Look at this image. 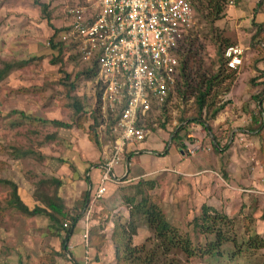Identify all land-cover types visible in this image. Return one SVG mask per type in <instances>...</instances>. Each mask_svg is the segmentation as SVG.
Here are the masks:
<instances>
[{
    "label": "crops",
    "instance_id": "obj_1",
    "mask_svg": "<svg viewBox=\"0 0 264 264\" xmlns=\"http://www.w3.org/2000/svg\"><path fill=\"white\" fill-rule=\"evenodd\" d=\"M5 1L10 6L8 11L14 13L16 9L13 5H15L20 8L19 12L23 13V17L31 16L29 21L32 24L30 26L24 24L23 28H20L24 31L22 39L28 40L26 45L28 51L34 50L42 39L48 41L71 22L72 18L67 13L68 7H84L90 12H95L98 8L96 0H38L40 4L46 6L45 8L36 3L37 0H30L32 5H28V8L34 7L33 10L36 12L30 15L28 11L26 13L28 8L24 4L27 0ZM246 1L249 3L250 0ZM232 8L234 9L228 10L231 19L241 17V10L235 8V4ZM253 18L252 15L249 18L251 23ZM2 20L5 21V18L0 17V23ZM11 21L10 17L8 22L11 23ZM36 21H40L43 26H37ZM14 34L13 27L0 30L2 42L0 51H4L5 47L18 45L19 42L10 38ZM47 47L56 54L54 56L60 54L63 60L67 58L64 47H58L60 50L58 49L57 52L55 48ZM20 61L3 63L4 67L7 64H12L13 67L0 76V81L9 76ZM25 67L28 66H23ZM31 67L30 65L29 68ZM178 81L181 84L180 75ZM175 90L169 95L166 103L176 95ZM183 106L178 112H176L177 109L170 112L174 114V117L171 118L169 136L166 137L164 132L166 128L163 117L166 111L161 110L160 115L158 114L159 122L164 123V126L161 125L156 131L160 135V140L155 139L152 132L150 138L134 147L138 152L128 147L124 162L114 171L122 183H108L104 199L95 205L88 219L84 210L89 195L99 186L102 173L100 167L102 140L103 137L108 138V134L100 135L99 132L98 142L95 143L89 139L86 131L82 135L88 136V139L80 138L79 134L83 129L76 127L72 131L79 137L78 139L74 137L68 141L57 139L61 142L57 144L58 147H63L64 150L62 155H55L47 151V148L42 150L45 153L41 154L40 160L36 164L33 162L34 167L42 168L34 170L33 167L32 171L28 170L26 183L18 184L13 179H5L17 185L18 194L29 210L38 205L43 207L46 204L45 196L50 198L57 196L67 211L78 212L80 217L67 234L66 228L56 223L45 212L29 215L11 208L17 211V215H12L8 222H0V264H112L114 246L110 238L115 221L119 220L123 223L129 220L132 199L138 201L143 196H147L166 217L170 215L172 217L170 219L177 221V225L180 226L185 225L184 223L202 205H208L227 216L240 212L242 205L248 211L255 204L258 209L260 197L264 195V179L253 172L255 170L251 171L246 154L235 150L237 142L241 143L240 145L242 142L249 143L244 137L247 138V135L253 131L247 128L236 130L234 128L233 130L243 131L244 134H235L234 138L231 137L230 146L222 152L216 147L213 134H218V132L214 133L215 129L219 123L226 121V116H230V112L225 110L218 113L213 119H209L210 121L207 120L209 123L205 125L193 120L190 116L191 112ZM183 116L187 117L189 124L186 130L181 132L183 136L181 141L183 147H181L180 140L174 138V133L180 127L178 121ZM227 121L231 126L236 124L231 117H228ZM59 127L65 129V127ZM193 141H200L203 147L194 154H190L188 145H192ZM17 152L21 151L17 150ZM254 158L256 157H251V162ZM260 161L261 158L257 159L256 163L252 162L251 168L262 169V166H258L262 165ZM31 172H33L32 175ZM9 190L4 200L5 204L10 200ZM3 210L4 205L1 204V216L5 215ZM122 218L125 220L123 221ZM76 229L77 235L74 232ZM85 233H87L86 239L83 237ZM74 237L76 239L72 240ZM79 246L83 251L80 255L74 254L73 252ZM85 256L88 257L87 262L84 261Z\"/></svg>",
    "mask_w": 264,
    "mask_h": 264
},
{
    "label": "rangeland",
    "instance_id": "obj_2",
    "mask_svg": "<svg viewBox=\"0 0 264 264\" xmlns=\"http://www.w3.org/2000/svg\"><path fill=\"white\" fill-rule=\"evenodd\" d=\"M229 1H231V3ZM227 2L226 9L224 10L225 15L215 21H211L209 15L207 17L203 16L204 14L202 15L198 9L195 8V25L189 33V35L191 34L189 38L196 39V41L200 43V49L198 50L200 53L199 56H197L199 60L195 58L194 62L190 63V70L192 68V73L191 71L189 72L191 73L190 77L193 81H195L196 74H198L199 70H204L208 74H211L219 65V59L223 61L224 58L218 55V44L215 40L221 43L223 39L226 38L232 41L233 44H241L247 48L244 53L243 65L237 69L238 72L236 76H234L229 91L224 95H219V104L224 105V108L219 113L225 110L230 112V116H226V121L219 123L214 132H218V134L222 136L221 140L223 144L227 142L228 139H231V137L234 138L235 134H244L243 131L240 132L235 130L248 128L252 123L251 115L256 114L257 108L261 110L264 108V102L262 107H260L261 101L263 100H255L254 98L264 87L262 84L264 81V44L261 42L258 46H251L250 38L257 27L253 24V20L252 23L251 20L249 21L252 15L257 23H262L264 26V5L256 9L255 5L257 0H250L249 3L246 0H227ZM7 4L5 0H0V17L5 18V21L2 20L0 23V30L2 31L5 27H13L15 34L10 36V38L19 43L14 47H5L4 51H0V70L4 68L3 63H14V61L27 59H30L31 62L29 65L27 64L28 67L25 68H23V66H16L14 70L9 73V76L0 81V181L13 179L18 184H23L26 183L25 178L28 176V174H26L27 171H32L34 167L33 162L36 164V162L40 160L41 154L45 153L43 152L44 149L47 148V151L49 150L55 155L58 154L60 156L64 150L63 147H58L57 144L61 142H58L57 139H59V141L63 139L68 141V139L71 140L73 137L76 139L79 138L77 135L73 134L72 131L78 127L76 126V121L79 120V115L74 113L72 107V103H74L75 99L83 104L87 113L85 118H81V122H84V126L83 128L81 127L83 130L79 135L80 138L84 137L88 139V136L85 137L82 134H85L84 131L90 134L89 127L93 125L90 113L100 94V88L94 81L96 75L90 76V74L87 75L83 73V71H86V68L93 65L81 62L75 55L73 49H66L64 47L67 58L63 60L60 54L54 56L56 54H53L47 47V40L45 41L40 37L42 42L38 44L34 50H30L31 52L26 50L28 40L22 39L24 31L20 28H23L24 24L25 26H30L32 24L29 21L31 16L23 17V13L19 12L20 8L15 5L13 6L16 11H14V13L10 12L8 11L10 6ZM24 4L28 8V5H32V2L27 0L24 1ZM234 4L235 8L241 10V17L237 16L238 18L231 19L228 10L230 8L234 9L232 8ZM33 9L35 8L30 7L26 9V13L28 11L30 15H33V13L35 14L36 12ZM10 17L12 20L11 23L8 22ZM36 24L40 27L43 26L40 21H36ZM0 44L2 46L1 40ZM50 47L52 48V46ZM55 49L57 52L59 48L55 47ZM30 65L32 66L31 68H29ZM17 69L20 70L19 72L21 73H19ZM94 73H96V71H94ZM252 80L255 82L253 83ZM227 83L228 81L225 80L222 85H227ZM192 85L195 86L194 83H192ZM177 92L174 93L176 95L172 96L169 101L161 107L162 111H166L163 117L166 137L169 136L171 132V118L174 117V114L170 113L172 110L176 111L177 109L176 112H178L181 106L184 105L183 107L191 112L190 115L193 111L194 95L189 94L187 100L184 101ZM100 114L98 105L96 117L97 121L101 123L102 115ZM159 115L157 112H154L147 121L149 128L154 132L153 137L158 140H160V135L156 133V131H158L162 124V122H159ZM263 115L258 121V126L263 123ZM202 117H204V115H202ZM228 117H231L233 121L235 120L236 124L231 126L230 122L227 121ZM52 120H59L65 124H71L72 126L61 129L56 124L52 123ZM102 122L105 123V121ZM178 124L181 126L179 121ZM234 128L235 130H233ZM99 132L100 135L101 133L105 135L108 134V131L104 132L100 130V125L98 126V134ZM108 139L109 137H103L102 146L107 143ZM244 139L249 143L247 144V142H244V144L242 142V145H240L241 143L239 144L237 142L235 150L237 149L236 151H242L246 154L251 171L252 169L255 170L253 172H256L264 179L263 164L258 165L257 163L258 166L263 167L262 169H257L255 167L251 168L252 162L256 163L257 159L259 160L261 158V141L256 136V132L248 134L247 138L244 137ZM193 143L196 142L193 141L192 144ZM198 143L200 144L201 142L198 141ZM202 147L203 145L200 144V148ZM17 150L21 152L18 153ZM253 156L257 159L254 158L251 162V157ZM36 168L42 167L36 166L34 170H36ZM32 174L33 172H31V175ZM9 189L8 185L0 182V205H4V210L2 212H5L4 216L0 215V222H8L12 215H17L18 210L11 209L12 207H9L4 201L6 195L8 196ZM258 204L260 205L258 209L257 207L253 208L254 205H252L253 224L257 227V231L264 235V220L261 217L264 213V195L260 197V202ZM237 215H239V212L229 217L235 218ZM181 216L180 219H182ZM5 217L6 219L4 220ZM170 218L172 219L169 215L167 219L177 224V221L175 222ZM122 219L123 221L125 220L124 218ZM127 221H130V219L125 220V222ZM137 221H139V229L134 236V242L136 244H142L151 236V232L147 229L143 220L137 218ZM184 226L185 225L179 226V230L182 233L187 231ZM187 228L194 244H197V239L203 242V235L198 232V229H195L193 226ZM74 232H76L75 235H77V229ZM195 234L199 237H196ZM74 239L76 238L74 237L72 240ZM82 251L83 249L79 246L73 253L80 255ZM259 254L260 255L254 256L252 259L237 258L232 261L210 256L194 259L192 260V264H264V249H262ZM178 256L179 259H184L181 255Z\"/></svg>",
    "mask_w": 264,
    "mask_h": 264
},
{
    "label": "built area",
    "instance_id": "obj_3",
    "mask_svg": "<svg viewBox=\"0 0 264 264\" xmlns=\"http://www.w3.org/2000/svg\"><path fill=\"white\" fill-rule=\"evenodd\" d=\"M97 10L68 7L71 22L55 33L47 46L73 49L81 62L97 66L100 88V130H109L102 148L99 186L89 195L84 214L88 219L107 192L108 183H122L115 168L125 160L128 147L150 138L147 121L160 114L177 87L176 51L195 25L194 0H96ZM231 3V1H229ZM246 47L233 44L223 51L226 67L243 65ZM190 154L200 149L195 141ZM67 225L64 224V227ZM87 238V233L83 235ZM88 257H84L87 262Z\"/></svg>",
    "mask_w": 264,
    "mask_h": 264
},
{
    "label": "trees",
    "instance_id": "obj_4",
    "mask_svg": "<svg viewBox=\"0 0 264 264\" xmlns=\"http://www.w3.org/2000/svg\"><path fill=\"white\" fill-rule=\"evenodd\" d=\"M36 3L45 8V5L40 4L37 0ZM227 0H194V9L203 16H210L211 21L219 20L225 15L224 10L227 6ZM264 5V0H257L256 9L261 8ZM255 9V10H256ZM255 13V12H254ZM253 24L257 27L256 31L250 38L251 46H258L262 42L264 44V26L262 23H257L253 18ZM190 33V32H189ZM189 33L181 41L176 54L179 59V75L181 84L177 81L176 92L180 94V97L186 101L189 94H193V111L190 115L193 120H197L202 124H206L207 120L213 119L223 108V104H219V95H224L229 91L234 76L237 74V70H232L226 67L224 59H219V65L215 68V71L208 74L204 70H199L196 74L195 81L192 80L190 70V63H193L195 58L199 60L200 43L196 39L189 38ZM217 52L219 57L223 58V51L226 47L233 45L232 41L224 38L220 43L217 40ZM53 48L57 47L55 44ZM264 59V58H263ZM30 59L17 62L16 66H24L30 63ZM201 62V61H199ZM13 67L12 64H7L0 70V76ZM96 71V73H94ZM191 71V73L189 72ZM83 73L95 76L97 74V66L94 62L93 66L83 71ZM227 80V85L222 83ZM253 83L255 82L252 80ZM195 84V86L192 85ZM264 85V81L262 83ZM255 100L261 101L260 107L264 102V87L254 97ZM98 99L91 110L90 116L92 117L93 125L89 127V139L98 142V125L96 112L98 110ZM74 113L79 115V120L76 121V126L83 127L84 122H81L82 117H86L87 113L83 104L75 99L72 103ZM260 108L256 109V114L251 115V125L248 126L249 131L256 132V136L261 141L260 154L261 162L264 165V120L263 123L258 126V121L262 118L263 111ZM204 115V117H202ZM264 117V115H263ZM82 118V119H81ZM187 117L183 116L179 119L181 124L177 131L174 133V138L180 140V146L183 147L181 132L185 131L189 121L185 122ZM84 121V120H83ZM182 122H185L184 124ZM52 123L57 126L70 127L71 124H65L58 120H53ZM164 126V123L161 124ZM214 143L216 147L224 152L230 146V139L224 144L221 143L222 136L220 134H213ZM5 185L10 188V200L7 202L9 207L15 208L24 214L35 215L37 213L45 212L56 223L67 225V234L76 225L80 214L78 212H69L58 200L57 196L46 197V204L36 206L34 209L29 210L25 203L21 200L17 185L9 180H1ZM58 184V182H57ZM39 194V192H38ZM44 197V198H45ZM130 202V200L128 201ZM130 221L120 222L115 221V226L111 233V242L114 246V257L112 264H192V260L201 259L204 257L216 256L219 259L232 261L237 258L252 259L254 256L260 255L259 252L264 249V235L257 231V227L254 226L252 207L250 210H246L242 205L239 215L235 218H231L224 213L214 210L208 205H202L193 216L187 220L184 228L187 229L184 233L179 230V226L170 222L166 215L160 210L156 204H154L147 196L141 197L138 201L132 199L131 203ZM43 205V203H42ZM257 207L255 204L253 208ZM251 212V213H250ZM136 216V219H135ZM264 220V213L261 216ZM134 218V219H132ZM139 220H143L147 229L151 232V236L148 237L142 244H136L134 242V236L139 229ZM237 220V221H236ZM193 226L198 229V232L203 235L201 242L197 239V244L193 243L192 237L189 234L188 228ZM237 227V228H236ZM196 237L197 234H195ZM181 255L184 259H179ZM191 260V261H190Z\"/></svg>",
    "mask_w": 264,
    "mask_h": 264
}]
</instances>
